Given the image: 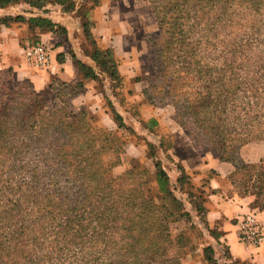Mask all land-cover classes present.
<instances>
[{
	"label": "trees",
	"instance_id": "16d2710c",
	"mask_svg": "<svg viewBox=\"0 0 264 264\" xmlns=\"http://www.w3.org/2000/svg\"><path fill=\"white\" fill-rule=\"evenodd\" d=\"M16 1L0 0V7ZM23 1L70 13L83 0ZM101 1L79 4L85 40L95 48L88 56L93 67L72 58L81 81L52 78L36 92L11 69L0 71V264H181L167 251L170 224L191 220L171 188L189 184L183 167L175 166L172 183L156 161L155 186H137L126 195L99 186L106 182L101 155L110 149L112 134L97 139L86 114L73 108L83 80H103L104 87L108 80L110 94L123 86L114 51L97 48L91 32L87 4L94 8ZM152 7L164 54L161 73L175 84L166 96L176 121L195 148L232 165L226 177L231 184L240 172L264 179V168L239 162L243 147L264 142V0H155ZM17 22L25 20L0 18V27ZM28 23L34 33L65 34L44 18ZM113 116L122 127V116L116 110ZM214 176L210 171L208 178ZM203 191L187 195L192 210L217 250L228 255L207 219L208 197L220 190L208 188L205 197ZM262 195L255 196L252 210L259 209ZM159 197L162 207L155 203Z\"/></svg>",
	"mask_w": 264,
	"mask_h": 264
},
{
	"label": "rangeland",
	"instance_id": "374dc122",
	"mask_svg": "<svg viewBox=\"0 0 264 264\" xmlns=\"http://www.w3.org/2000/svg\"><path fill=\"white\" fill-rule=\"evenodd\" d=\"M154 1L123 0L122 17L129 23V32L127 42L117 47L122 61L117 57L114 48L110 47L116 55L118 67L121 62L126 61L127 64L122 71L139 73L137 81L142 83V101L139 104L130 103L127 100V90L124 85L114 89L110 94L105 89L103 80H98L95 84L96 89L102 94L100 96L102 110L109 118L101 121L96 113L97 109L82 111L86 114L93 135L97 139H101L104 132L112 134L110 149L101 155L106 171V182L99 186H112L120 195H126L130 190L138 189L137 186H143V189H146V186H155L154 164L156 161L166 167L171 179L177 174L175 166H182L181 162L186 157H189L193 164L201 162L203 157L213 156L205 150L194 147L188 133L176 121V112L171 98L166 96L175 84L173 78H165L161 73L165 69V63L164 54L158 42L159 31L152 14ZM95 44L97 48H102L97 40ZM94 50L92 44L86 42L83 53L89 56ZM114 110L122 116V127H118L114 122ZM152 121L155 125L149 124ZM248 145L245 152L254 158H259L260 161L246 164L239 158L241 165H258L264 168V142H251ZM184 173H186L185 170ZM186 177L189 184L184 187L171 186V188L175 197L182 202L183 208L191 215V220L181 218L170 224L172 245L168 248V255L179 260L181 264H231L227 253L224 254L222 249L217 250L215 242L208 236L192 210L187 196L190 193H196V190L200 191V188L204 190L203 197L207 196L210 186L208 177L202 182L194 180L190 173H186ZM215 177L224 197L247 198L250 207L256 201L255 196L258 192H262L263 195L256 204L259 209H255L262 210L263 206L260 205H264L263 178L240 172L234 177L235 185L225 177L220 178L219 174L215 173ZM155 203L159 207L165 205L160 197L155 199ZM210 246L215 249V252L208 256L205 249ZM209 258H212V261L208 260Z\"/></svg>",
	"mask_w": 264,
	"mask_h": 264
},
{
	"label": "crops",
	"instance_id": "0c3cea01",
	"mask_svg": "<svg viewBox=\"0 0 264 264\" xmlns=\"http://www.w3.org/2000/svg\"><path fill=\"white\" fill-rule=\"evenodd\" d=\"M79 4L70 13H65L59 6L52 5L43 9H36L23 0L0 7V18L22 17L25 20L21 23H11L8 27H0V71L11 69L18 80L29 81L36 92L47 89L53 77L63 83L81 81L72 58L75 57L76 60L90 67H93V63L83 53L86 40L82 28V19L78 14ZM87 5H89L88 18L94 24L91 31L94 39L98 41L101 47H113L117 57L122 61V56L117 47L127 42L129 32V23L122 17L124 13L121 10L123 0H102L99 6L94 8L90 4ZM34 18L48 20L54 26L63 28L65 34L34 33L28 23L30 19ZM33 40L41 42L49 49L50 67L48 70H38L27 61L24 48L26 45L32 44ZM59 56H63L61 63L58 62ZM126 64V61L121 62L119 71L125 90H127V100L132 104H139L142 101V83L137 81L139 73L122 71ZM100 77L104 76L101 75ZM83 81L82 91L72 101L74 110L79 112L83 109H93V111L97 109L96 113L101 121L109 118L102 110V98L100 97L102 94L96 89L95 82ZM104 83L105 88L110 87L108 80H105ZM248 147L249 145L241 149L239 153L241 161L246 164L260 161L259 158H254L245 152ZM181 164L186 173H190L192 178L199 182L207 178L210 171L219 174L220 178H226L234 170L232 165L221 163L213 156L203 157L201 162H194L193 164L189 157H186ZM164 169L167 171L165 166ZM176 178L177 174L171 177V182L174 183ZM208 179L209 189L221 190L215 176ZM207 207L209 225L217 229L220 235L219 243L227 250L229 262L234 264H264V245L253 247L239 242V226L244 217L249 213H254L264 225V210H252L247 198L224 197L221 191L208 197Z\"/></svg>",
	"mask_w": 264,
	"mask_h": 264
},
{
	"label": "built area",
	"instance_id": "2783aa9c",
	"mask_svg": "<svg viewBox=\"0 0 264 264\" xmlns=\"http://www.w3.org/2000/svg\"><path fill=\"white\" fill-rule=\"evenodd\" d=\"M49 49L41 42L28 44L24 54L29 64L38 70H48L50 67ZM239 242L253 247L264 245V225L256 214L249 213L239 226Z\"/></svg>",
	"mask_w": 264,
	"mask_h": 264
}]
</instances>
